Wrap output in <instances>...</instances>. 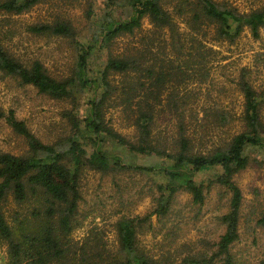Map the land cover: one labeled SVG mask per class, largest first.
Listing matches in <instances>:
<instances>
[{
  "label": "trees",
  "instance_id": "1",
  "mask_svg": "<svg viewBox=\"0 0 264 264\" xmlns=\"http://www.w3.org/2000/svg\"><path fill=\"white\" fill-rule=\"evenodd\" d=\"M43 1L0 0V10L21 14ZM170 2L172 12L165 8ZM100 3L103 5L100 25L86 48H81L75 77L55 79L40 62L24 65L0 45V72L21 85H31L55 100L78 101L79 90L91 93L87 115L80 120L69 113L73 134L54 144L42 143L13 111L5 112L0 107V119L28 146V154L24 156L0 151V247H6L5 264H234L231 247L239 239L242 206V194L234 178L252 162L264 167V87L258 92L243 69L236 83L243 97L241 113L236 116L214 106L202 110L201 119L193 109L197 95L182 90L189 84L208 81L209 66L215 61L210 42L233 44L245 29L255 40L260 39L264 5L241 13L227 2L215 0ZM124 8H129V16L117 18L115 13ZM145 19L152 28L149 36L143 38L142 46L126 47L124 52L113 54L114 41L134 36ZM32 32L66 38L77 35L65 22L35 26ZM97 54L100 64L93 72L92 56ZM109 108L120 109L128 125L134 128L133 138L108 126L104 116ZM187 118L200 128L202 137L189 134ZM237 121L242 126L239 134L222 137L217 133ZM161 122H174V136L160 130ZM204 138L207 141L202 142ZM88 141L93 149L90 154L84 147ZM207 142H211L210 148ZM117 149L134 158L156 159L159 165L125 164ZM87 168L111 177L133 171L148 175L151 180L155 207L144 217L122 218L117 222L119 250L115 255L107 250L102 232H91L80 246L68 239L81 226L80 180ZM205 173L209 176L200 178ZM214 186L222 187L230 196L227 213L218 218L224 233L209 256L192 253L174 262L170 256L154 259L139 247L137 234L152 216L160 219L170 213L178 192H186L193 205L202 206ZM10 198L21 208L30 206L33 220L29 217L20 220V213H16L15 224H9L3 209ZM257 226L264 230V213Z\"/></svg>",
  "mask_w": 264,
  "mask_h": 264
},
{
  "label": "rangeland",
  "instance_id": "2",
  "mask_svg": "<svg viewBox=\"0 0 264 264\" xmlns=\"http://www.w3.org/2000/svg\"><path fill=\"white\" fill-rule=\"evenodd\" d=\"M102 0H45L27 12L7 13L0 10V45L13 58L30 65L40 62L47 73L55 79L75 77L77 57L96 33L100 25V6ZM227 2L241 13H249L264 5V0H215ZM170 2L165 5L172 12ZM129 8L118 10L115 16L126 19ZM65 22L76 30L75 38H66L51 33H33L32 28L40 25H52ZM180 27L183 25L177 19ZM152 26L145 19L140 30L134 36L120 37L114 41L113 54L124 52L126 47H141L143 38L149 36ZM79 42V43H76ZM215 51V61L209 66V79L204 84L197 82L186 86V90L197 95L193 109L198 119L203 118L202 110L220 106L238 116L242 111L243 97L238 91L241 71L247 70L246 79L258 91L264 87V29L260 39L255 40L245 29L233 44L226 42L208 44ZM95 55V54H94ZM93 57L91 70L95 72L100 64ZM81 100H55L39 93L31 85H21L16 79L0 72V107L3 111H13L15 117L24 122L30 132L44 144H54L73 134L72 123L68 114L82 120L88 113V101L91 93L80 91ZM83 92V93H81ZM166 96V91L163 97ZM74 101V103H73ZM165 101H163L164 103ZM105 121L114 131L122 136L133 138L134 128L128 125L120 109L109 108L105 112ZM264 122V107L262 110ZM200 120L199 122H201ZM189 134L194 138L202 137L199 127L186 119ZM160 130L168 136L175 134L174 122H161ZM242 126L239 121L223 130L217 131L222 137L237 135ZM87 136V135H86ZM84 135V138H86ZM218 139L215 136V141ZM207 141L204 138L202 142ZM207 142V148H210ZM90 154L92 144L84 145ZM0 151L15 156L28 154L26 141L15 134L0 119ZM117 154L126 164L140 166L159 165L156 159L134 158L117 149ZM209 173L201 175L206 178ZM242 194V206L239 215V239L231 247L234 264H262L264 262V230L257 226V220L264 213V167L252 162L243 172L234 178ZM148 175L126 171L116 177L101 176L99 172L85 169L81 174L80 189L82 199L79 203L78 217L81 226L68 236L70 243L82 245L92 233L102 232L103 241L110 254L119 250V238L116 224L122 219L144 217L155 204ZM154 192V190H153ZM229 193L219 186H214L206 195L202 206L193 205L186 192H178L172 202L171 211L164 218L152 216L143 231L137 234L139 247L154 259L170 256L174 262H180L187 254L203 252L209 256L215 249L214 244L224 233V226L218 218L228 211ZM5 217L14 225L18 218L30 216V206H17L10 198L4 206ZM172 240V243H170ZM7 259L6 247H0V264ZM218 264V263H216Z\"/></svg>",
  "mask_w": 264,
  "mask_h": 264
}]
</instances>
